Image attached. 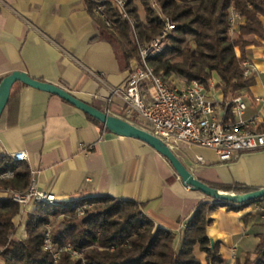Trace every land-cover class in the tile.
<instances>
[{
  "label": "crops",
  "instance_id": "obj_1",
  "mask_svg": "<svg viewBox=\"0 0 264 264\" xmlns=\"http://www.w3.org/2000/svg\"><path fill=\"white\" fill-rule=\"evenodd\" d=\"M95 15L85 0H0V82L13 72H24L125 119L122 102L106 99L111 89L125 84L129 68L119 46L99 29ZM261 22L264 28V17ZM245 51L248 76L254 80L243 94L248 103L245 117L258 115L262 125L264 103L253 98L264 99V42ZM209 81L213 88L206 87L207 97L221 102L223 94L215 88L218 78ZM19 83L11 89L19 92L15 125H8L5 109L0 117V157L25 152L21 162L37 190L54 194L57 202L95 196L130 200L143 204L156 227L177 233L194 208L208 200L185 186L147 144L115 135L61 98ZM145 90L149 101L151 91ZM175 154L204 183L264 187V149L240 153L229 162L195 146L181 145ZM34 208L26 207L15 218L17 240L26 238L21 221ZM207 217V237L219 244L225 264L243 262L264 231L253 206L236 211L219 206Z\"/></svg>",
  "mask_w": 264,
  "mask_h": 264
},
{
  "label": "trees",
  "instance_id": "obj_2",
  "mask_svg": "<svg viewBox=\"0 0 264 264\" xmlns=\"http://www.w3.org/2000/svg\"><path fill=\"white\" fill-rule=\"evenodd\" d=\"M123 1L126 16L106 2L103 17L95 15V20L99 29L119 46L128 68L131 61L139 60L137 43L146 45L156 39L167 18L173 29L165 36V47L160 54L147 59L155 74L165 81H196L205 87L215 75V88L223 94L222 103L248 93L254 80L244 74L245 50L264 42V0ZM85 2L93 12L95 5L89 0ZM232 13L242 20L233 28ZM18 103L19 92L13 89L5 107L9 126L15 125ZM257 131L264 132V124ZM8 170L12 177L0 180V191L25 193L31 184L29 168L1 156L0 173ZM208 185L233 193L257 190L239 184ZM207 199L194 208L179 233L156 227L145 215L143 204L130 200L95 196L53 205L38 203L21 221L26 232L23 240L15 238L18 225L14 221L21 213L20 205L12 197L0 199V257L3 264H225L219 244L211 247L207 237L206 228L211 224L208 213L219 206L235 211L255 206L264 198L242 204ZM256 216L260 219V214ZM47 231L52 245L62 250L56 263L52 254L43 249ZM67 246L81 258L71 260L70 252L63 250ZM233 264H264V231L258 234V242L244 261L236 260Z\"/></svg>",
  "mask_w": 264,
  "mask_h": 264
},
{
  "label": "built area",
  "instance_id": "obj_3",
  "mask_svg": "<svg viewBox=\"0 0 264 264\" xmlns=\"http://www.w3.org/2000/svg\"><path fill=\"white\" fill-rule=\"evenodd\" d=\"M89 1L95 5L94 13L98 16L103 17L106 2L112 3L126 16L123 0ZM237 19L239 17L236 13L230 14L232 28ZM164 22V30L156 39L146 45L137 43L139 60L129 63L127 81L123 86L111 89L106 102L119 99L124 109V120H135L174 153L181 145L195 146L213 151L220 162H229L240 153L264 149V132L257 131L261 120L258 115L245 117L248 103L243 96L216 103L207 97L206 87L201 83L192 81L185 84L179 81L180 84H177L155 74L147 59L160 54L165 47L164 38L173 29V25L167 18ZM243 68L244 74L248 76L250 69L247 61L243 63ZM208 86L213 88L210 81ZM150 88L154 89V94L146 101L145 89ZM253 102L264 103V99L254 97ZM12 158L21 162L26 159V154L18 152ZM11 177L12 172L9 170L0 173V180ZM0 194L4 198L12 197L21 210L31 205L35 207L38 203L53 205L57 202L54 194L37 190L33 181L25 193L0 191ZM253 212L260 214L259 218L264 220V201L253 206ZM43 249L52 254L56 263L62 250L52 245L49 231L45 233ZM63 250L69 251L71 256H81L68 246Z\"/></svg>",
  "mask_w": 264,
  "mask_h": 264
},
{
  "label": "water",
  "instance_id": "obj_4",
  "mask_svg": "<svg viewBox=\"0 0 264 264\" xmlns=\"http://www.w3.org/2000/svg\"><path fill=\"white\" fill-rule=\"evenodd\" d=\"M15 82H20L32 89L61 98L86 115L99 121L106 130L115 135L133 138L147 144L171 165L174 172L185 186L201 193L207 198L231 204H242L252 200L264 198V187L248 193L226 192L210 187L208 184L195 178L174 152H172L160 139L147 132L145 129L122 118L115 117L107 112L101 111L74 97L72 94L59 86L35 80L24 72H13L0 82V117L8 103L11 89ZM210 242L212 247L214 243L212 241Z\"/></svg>",
  "mask_w": 264,
  "mask_h": 264
},
{
  "label": "rangeland",
  "instance_id": "obj_5",
  "mask_svg": "<svg viewBox=\"0 0 264 264\" xmlns=\"http://www.w3.org/2000/svg\"><path fill=\"white\" fill-rule=\"evenodd\" d=\"M138 12H139L140 17L143 18L144 13H143L141 7H139V11H138ZM237 23H239L238 19L235 21V25H237ZM164 42H165V38H164ZM164 44H165V43H164ZM175 82H178V81L176 80ZM150 91H151V94L153 95V94H154V89L150 88ZM136 123L138 124V122H136ZM138 125H139L140 127H142L140 124H138ZM59 227L62 228L63 225L59 223ZM47 228H49V226H47ZM71 257H72L71 260H78V259L81 258V256H79V255L71 256ZM0 259H2V258L0 257ZM2 261H3V259H2ZM3 263H4V261H3ZM3 263H2V264H3Z\"/></svg>",
  "mask_w": 264,
  "mask_h": 264
}]
</instances>
